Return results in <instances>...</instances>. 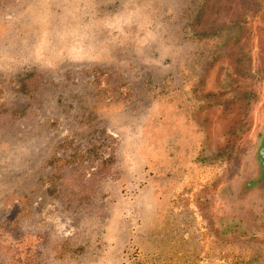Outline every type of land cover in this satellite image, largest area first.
I'll return each mask as SVG.
<instances>
[{
  "label": "rangeland",
  "instance_id": "rangeland-1",
  "mask_svg": "<svg viewBox=\"0 0 264 264\" xmlns=\"http://www.w3.org/2000/svg\"><path fill=\"white\" fill-rule=\"evenodd\" d=\"M0 264H264V0H0Z\"/></svg>",
  "mask_w": 264,
  "mask_h": 264
},
{
  "label": "built area",
  "instance_id": "built-area-1",
  "mask_svg": "<svg viewBox=\"0 0 264 264\" xmlns=\"http://www.w3.org/2000/svg\"><path fill=\"white\" fill-rule=\"evenodd\" d=\"M105 154V153H104ZM109 157L108 155L105 154V158Z\"/></svg>",
  "mask_w": 264,
  "mask_h": 264
}]
</instances>
